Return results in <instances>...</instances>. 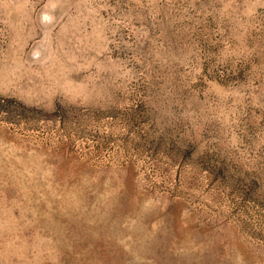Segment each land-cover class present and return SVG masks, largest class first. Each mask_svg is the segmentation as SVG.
<instances>
[{
  "label": "rangeland",
  "instance_id": "1",
  "mask_svg": "<svg viewBox=\"0 0 264 264\" xmlns=\"http://www.w3.org/2000/svg\"><path fill=\"white\" fill-rule=\"evenodd\" d=\"M0 264H264V0H0Z\"/></svg>",
  "mask_w": 264,
  "mask_h": 264
}]
</instances>
